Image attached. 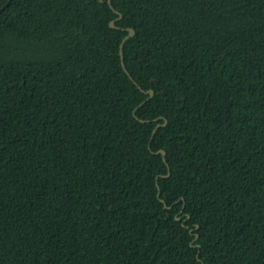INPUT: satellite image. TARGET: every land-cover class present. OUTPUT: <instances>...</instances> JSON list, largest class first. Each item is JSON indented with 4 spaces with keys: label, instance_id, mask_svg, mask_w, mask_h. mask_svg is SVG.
Returning <instances> with one entry per match:
<instances>
[{
    "label": "trees",
    "instance_id": "trees-1",
    "mask_svg": "<svg viewBox=\"0 0 264 264\" xmlns=\"http://www.w3.org/2000/svg\"><path fill=\"white\" fill-rule=\"evenodd\" d=\"M110 2L0 0V264H264V0Z\"/></svg>",
    "mask_w": 264,
    "mask_h": 264
},
{
    "label": "water",
    "instance_id": "water-1",
    "mask_svg": "<svg viewBox=\"0 0 264 264\" xmlns=\"http://www.w3.org/2000/svg\"><path fill=\"white\" fill-rule=\"evenodd\" d=\"M107 3H108V5L110 6V8H111V9L117 14V17H116L115 19H112V20L109 21V26H110V27L118 28V26L115 24V21L118 20V19H120L122 15H121L120 12L114 10V7L112 6L110 0H107ZM126 30H127V34L123 37L122 41H121L120 44H119V55H120V59H121V65H122L124 71L128 74L129 78L132 79V77H131L130 74L128 73V71H127V69H126V67H125V64H124V60H123V52H122V45H123V42H124L129 36H132V35L134 34V29L131 28V27H128V28H126ZM138 87L140 88V86H138ZM140 89H141V88H140ZM147 92H149L150 96H152V94H153V90H152V89H148ZM164 123H166L165 120H164ZM159 125H160V124H157V126H159ZM157 126H156V127H157ZM154 153H160L161 156H162V158H163V160H165V154H166V152H165L164 149H159V150L155 151ZM168 174H169V170L167 171V175H168ZM167 175H166V176H167ZM158 197H159V193H158ZM160 200H161V199H160ZM176 219H178V217H176ZM195 227L197 228L198 225H195ZM196 237H197V235H196ZM196 246H198V245L196 244Z\"/></svg>",
    "mask_w": 264,
    "mask_h": 264
}]
</instances>
